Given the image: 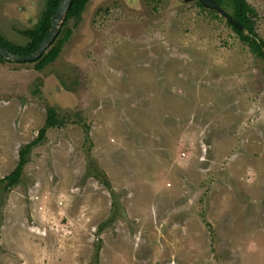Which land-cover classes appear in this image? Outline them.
I'll return each mask as SVG.
<instances>
[{
	"label": "rangeland",
	"instance_id": "1",
	"mask_svg": "<svg viewBox=\"0 0 264 264\" xmlns=\"http://www.w3.org/2000/svg\"><path fill=\"white\" fill-rule=\"evenodd\" d=\"M46 3L0 0V34ZM67 33L0 57V264H264V56L198 0H89Z\"/></svg>",
	"mask_w": 264,
	"mask_h": 264
},
{
	"label": "trees",
	"instance_id": "2",
	"mask_svg": "<svg viewBox=\"0 0 264 264\" xmlns=\"http://www.w3.org/2000/svg\"><path fill=\"white\" fill-rule=\"evenodd\" d=\"M88 0H72L68 13L66 15L63 26L68 22L69 19L78 16L80 12L85 8V5ZM218 5H220L225 10L230 9L231 16L238 21L242 27H237L228 22L233 29L240 35L241 39L247 42L251 48L257 52L259 55L264 56V40H259L255 34V30L249 17V6L247 0H214ZM60 0H47L45 11L41 19L35 24L34 28L28 31L29 41L27 44L19 46L9 43L5 38L0 34V44L6 49L18 53L21 55L28 54L34 51L41 41L47 35L51 27V17L56 11ZM199 5L203 6L201 2H198ZM63 26L61 27L60 32L53 40L49 48L42 54L40 58L34 60L36 62L37 69H43L46 65L53 62L59 55L62 45L64 44L65 39L68 36V33L65 37L60 38ZM244 29L248 31L246 34ZM7 44H9L7 46ZM1 57V56H0ZM57 117L56 112L53 107H49L47 111V118L45 125L40 129L39 134L35 140L27 144L23 149L20 150V158L16 168L5 177L8 181V186L16 184L21 176L23 166L26 162V155L28 154L31 146L37 144L44 139L47 128L52 127L56 124Z\"/></svg>",
	"mask_w": 264,
	"mask_h": 264
},
{
	"label": "water",
	"instance_id": "3",
	"mask_svg": "<svg viewBox=\"0 0 264 264\" xmlns=\"http://www.w3.org/2000/svg\"><path fill=\"white\" fill-rule=\"evenodd\" d=\"M72 0H60V3L51 17V27L45 36V38L41 41L39 46L32 52L21 55L18 53H14L4 46L0 44V56L11 60V61H18V62H30L37 60L42 56V54L49 48L52 44L53 40L56 38L58 33L63 26L65 21L66 15L68 13L70 4ZM203 4L209 8L216 9L219 13H221L231 24L237 27H242V25L236 21L230 13H228L224 8L218 5L214 0H202Z\"/></svg>",
	"mask_w": 264,
	"mask_h": 264
},
{
	"label": "flooded vegetation",
	"instance_id": "4",
	"mask_svg": "<svg viewBox=\"0 0 264 264\" xmlns=\"http://www.w3.org/2000/svg\"><path fill=\"white\" fill-rule=\"evenodd\" d=\"M88 1H89V0H88ZM88 1H87V3H88ZM198 2H201V3L203 4L202 0H198ZM87 3H86V4H87ZM85 6H86V5H85ZM203 6H206V5L203 4ZM206 7H207V6H206ZM215 10H216V9H215ZM228 22H229V21H228Z\"/></svg>",
	"mask_w": 264,
	"mask_h": 264
}]
</instances>
